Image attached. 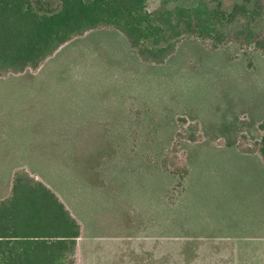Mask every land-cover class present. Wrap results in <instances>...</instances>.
I'll list each match as a JSON object with an SVG mask.
<instances>
[{"label": "rangeland", "instance_id": "rangeland-1", "mask_svg": "<svg viewBox=\"0 0 264 264\" xmlns=\"http://www.w3.org/2000/svg\"><path fill=\"white\" fill-rule=\"evenodd\" d=\"M218 2L148 1L147 12L162 32L155 44L176 43L164 63L141 66L139 102L142 118L149 120L130 139L91 140L93 154L80 156L89 159L97 181L103 164L115 167L136 153L130 160L146 178H156V220L148 221V196L137 202L138 212L127 203L125 212L102 213L104 231L88 235L98 237L94 241H81L85 251L77 264H264V240L229 234L223 222L212 225L222 213L218 204H180L192 175L189 167L184 179L188 156L213 147L258 154L255 144L264 137V56L254 45L255 38L264 40V0ZM213 12H219L220 23L212 20ZM127 151L130 156L121 154ZM11 157L0 156V199L11 188V172L2 168L12 165L1 161ZM113 246L120 250L89 259L88 249Z\"/></svg>", "mask_w": 264, "mask_h": 264}, {"label": "crops", "instance_id": "crops-1", "mask_svg": "<svg viewBox=\"0 0 264 264\" xmlns=\"http://www.w3.org/2000/svg\"><path fill=\"white\" fill-rule=\"evenodd\" d=\"M142 65L157 66L142 62L123 34L101 28L64 44L34 72L0 76V156H12L1 161L12 162L2 168L11 172L9 187L14 173L24 170L58 197L80 225L76 264L85 251L81 241H94L98 237L88 235L104 231L102 213L125 212L127 203L133 213L138 212L137 202L148 196L152 204L148 221L156 220V178L151 179L150 173L146 178L130 160L136 153L121 157L115 167L103 164L97 181L89 159L80 156L93 154L91 140L130 139V133L138 135L140 124L149 120L142 118L139 102ZM121 154L130 156L129 151ZM62 160L65 164L58 165ZM187 160L184 179L189 177V167L192 175L182 191V208L201 209L202 203L204 207L212 203L216 209L218 204L222 213L213 216L214 227L223 222L229 234L264 240L262 158L239 154L235 148L213 147ZM117 250L113 246L87 252L93 260L102 257L100 252Z\"/></svg>", "mask_w": 264, "mask_h": 264}, {"label": "trees", "instance_id": "trees-1", "mask_svg": "<svg viewBox=\"0 0 264 264\" xmlns=\"http://www.w3.org/2000/svg\"><path fill=\"white\" fill-rule=\"evenodd\" d=\"M36 1L0 0V76L34 72L64 44L101 28L123 34L146 64H162L175 52V42L155 44L162 32L147 12L149 0ZM219 17L211 15L215 23ZM254 45L264 56V40ZM255 146L264 161V137ZM79 237L80 225L58 197L16 171L0 200V264H76Z\"/></svg>", "mask_w": 264, "mask_h": 264}]
</instances>
